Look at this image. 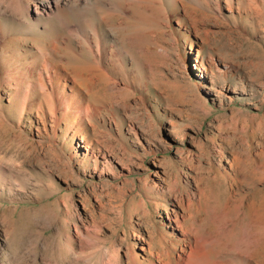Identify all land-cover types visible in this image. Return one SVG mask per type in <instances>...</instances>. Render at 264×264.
Listing matches in <instances>:
<instances>
[{
	"label": "rangeland",
	"instance_id": "374dc122",
	"mask_svg": "<svg viewBox=\"0 0 264 264\" xmlns=\"http://www.w3.org/2000/svg\"><path fill=\"white\" fill-rule=\"evenodd\" d=\"M0 264H264V0H0Z\"/></svg>",
	"mask_w": 264,
	"mask_h": 264
},
{
	"label": "bare ground",
	"instance_id": "6f19581e",
	"mask_svg": "<svg viewBox=\"0 0 264 264\" xmlns=\"http://www.w3.org/2000/svg\"><path fill=\"white\" fill-rule=\"evenodd\" d=\"M63 76V75H62ZM58 78V77H57ZM59 79V78H58ZM57 79V81H55V82H53V86H54V88H58L60 85V82H58L59 80ZM62 79V78H61ZM56 91V90H55ZM58 91H56V93H57ZM65 96H66V94H65ZM69 98V97H68ZM65 100V101H64ZM70 100V101H69ZM72 100H73V98H69V99H66L65 97L64 98H59L58 99V102L60 103V107L61 106H63L64 104V102H66V101H68V103H70L71 104V102H72ZM67 103V105L69 106V104ZM73 103V102H72ZM79 105H77L76 106V104H72V109L71 110H73V109H80V107H78ZM65 109V108H64Z\"/></svg>",
	"mask_w": 264,
	"mask_h": 264
}]
</instances>
